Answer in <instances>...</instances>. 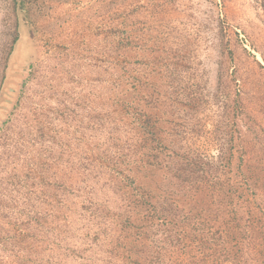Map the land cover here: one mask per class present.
I'll return each mask as SVG.
<instances>
[{"label": "rangeland", "instance_id": "1", "mask_svg": "<svg viewBox=\"0 0 264 264\" xmlns=\"http://www.w3.org/2000/svg\"><path fill=\"white\" fill-rule=\"evenodd\" d=\"M113 1L70 4L52 30L43 18L39 36L54 49L65 45L57 54L35 47L21 25L4 68L14 35L8 1L0 0V216L28 236L26 244L0 241V264H128L111 247L118 235L112 221L125 208L115 177L126 167L116 159L136 161L141 151L136 131L114 118L108 99L128 79L152 90L141 101L145 112L161 114L155 130L161 162L175 155L209 162L218 169L211 186H242L241 174L261 173L251 203L264 210V0ZM118 26L127 33H108ZM123 37L125 47L115 51ZM66 52L72 54L62 61ZM91 154L111 160V169ZM58 214L64 238L46 225ZM199 226L197 219L196 234ZM149 227L139 264H152L151 252L156 264H231L223 255L214 263L213 251L197 244L164 248L163 220Z\"/></svg>", "mask_w": 264, "mask_h": 264}, {"label": "trees", "instance_id": "2", "mask_svg": "<svg viewBox=\"0 0 264 264\" xmlns=\"http://www.w3.org/2000/svg\"><path fill=\"white\" fill-rule=\"evenodd\" d=\"M6 1L8 2L5 10L9 15L8 22L13 27L14 38L4 56V68H6L10 53L14 51L21 25L27 29L35 47L57 54L65 45L54 49L55 46L49 44V40L40 37V30L43 28L40 21L47 16L46 27L52 30L62 19L61 13L68 5L76 6L81 2V0ZM111 2L114 1L111 0ZM116 29L118 30L108 33L117 32L122 35L127 33L119 30L122 29L121 26ZM126 39L127 37H123L117 40L115 51H119L122 45L125 47ZM70 54L72 53L66 52L62 61L68 60L67 56ZM116 60V65L121 66L123 60ZM121 72L123 78L128 79L125 69ZM3 79L4 77L1 78L0 85ZM128 81H123L122 86L114 90L108 99L113 104L114 118L119 122L124 120L136 131L139 136L135 144L136 152H141L136 161L129 160L126 155L116 159L119 164L126 167V169L118 170L115 177V180L121 183L119 189L124 196L125 208L122 215L112 221L114 224L112 226L118 234L114 242L113 239L111 240L112 249H120L121 253L117 255L124 257L128 264H139L140 246L144 245L143 242L151 227L148 231L145 229L148 228L149 223L158 219L163 220L164 231L167 233L164 248L181 249V246L188 248L192 244H197L200 251L208 249L213 251L214 263L219 260L220 255H223L231 264H249L248 257L252 260L251 264H264V210L261 204L255 203L254 207L251 203L252 199L256 202L252 197L257 192L252 187L256 186L263 175L258 172L241 174L245 181L242 186L234 181L212 182L211 186L206 183L215 177L218 169H213V165L209 162L187 155H175L161 162L156 144H162V140L160 141L161 137L155 132L157 124L161 122V114L159 110L145 112L141 101L151 99L152 90L149 86H140V80H132L131 83ZM130 84L133 87L131 89ZM38 126L39 135L46 132L42 128V123ZM147 137L152 140L149 142ZM94 146L96 149L99 147ZM88 147L91 151L90 146ZM120 148L123 150L124 145ZM90 159L106 168L112 166V161L101 157L100 154H91ZM129 169H133V175L129 174ZM37 174L41 180L47 176V173ZM238 176L240 174L233 173V177ZM53 197H55L54 194ZM1 217L0 241H4L5 238H16L26 244L28 236L19 230L17 224L11 223L6 217ZM197 219L200 221V226L197 228L199 234H196L195 228H192L193 222ZM45 220L52 234L58 238H64L66 234L64 226L66 225L63 216L58 214L57 217L52 216L51 219L46 218ZM211 229L214 233L211 234L210 239H205V232H211ZM99 234L100 232H95L94 240H97ZM153 253L156 252L149 254L151 257L149 262L156 264L159 260L157 256H152ZM9 264L25 263L11 260ZM188 264H199V262L188 259Z\"/></svg>", "mask_w": 264, "mask_h": 264}]
</instances>
